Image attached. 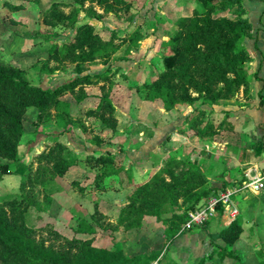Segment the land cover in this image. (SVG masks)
<instances>
[{
	"label": "rangeland",
	"instance_id": "1",
	"mask_svg": "<svg viewBox=\"0 0 264 264\" xmlns=\"http://www.w3.org/2000/svg\"><path fill=\"white\" fill-rule=\"evenodd\" d=\"M54 4H57L58 15L47 17V11ZM129 4V9L107 13L89 0L83 4L75 0H0V63L23 69L31 83L44 89H54L78 76L97 79L99 75L107 73L110 78L107 82L86 85L89 96L81 103H77L71 94L63 97L72 102L74 117L82 115L87 131L77 121L64 129L56 118L37 127V108L28 110L17 161L0 157V166L5 163L10 165V172L0 177V202L20 194L22 179L28 175L31 167L37 166L36 155L58 139L80 158L76 159L78 166L71 168L63 177L56 178L47 190L35 188V200L40 204L30 208L27 225L35 229L38 237L45 239L47 245H60L65 243V239L93 238L96 246L108 249L121 243L128 256L157 252L160 264H261L257 251L264 248V189L252 191L243 188L235 192L231 209L225 208L223 214L217 211L203 226L190 230L182 228L174 237L168 230V224L157 221L153 216L147 217L140 228L115 229L121 208L132 192L147 182L171 156L189 158L199 166L206 157V154L188 147V104L180 103L174 109L166 110L161 100H145L139 93V88L163 69L162 57L169 50L161 47L162 42L169 40L176 29L175 20L188 14V0H129ZM90 7L102 15L99 19L90 20L101 33L109 36L111 30L118 32V52L108 61L91 64L48 63L46 59L50 46L53 43L62 44L73 32L59 15L78 11L82 21L86 19ZM137 29L144 38L136 49L130 36ZM103 83L111 87L117 127H122L116 133L104 128L100 120L85 116L86 111L96 107ZM159 123L171 128V132L160 134L158 138L160 154L150 151L146 153V162L132 160L130 163L128 150L136 148L137 144L149 137L153 133V125ZM175 129L179 135L172 132ZM175 135L178 139L173 140ZM95 137H100L103 143L96 144ZM242 145L247 147L244 143ZM246 147L235 156L243 160ZM257 149L260 150L259 147ZM225 150L230 151L229 148ZM95 153L120 155L117 167L126 169L98 180L95 175L99 168H91L85 161L86 155ZM253 160L260 166L255 167L251 176L264 170V157ZM203 170L217 179L223 176V173L216 171L209 173L207 166ZM87 172L91 174L82 180L87 188L83 194L72 181L82 179ZM249 179L245 173L238 182L230 183L232 186L229 189L242 187ZM210 185L215 187L212 181ZM233 208L238 210L235 215L232 214ZM96 212L101 214L100 222L103 220L104 227H96L93 233L76 231L83 218ZM237 217L242 219L244 231L233 244L214 235ZM217 246L235 251L239 259L228 257L221 261L214 252ZM153 264H158V260Z\"/></svg>",
	"mask_w": 264,
	"mask_h": 264
},
{
	"label": "trees",
	"instance_id": "2",
	"mask_svg": "<svg viewBox=\"0 0 264 264\" xmlns=\"http://www.w3.org/2000/svg\"><path fill=\"white\" fill-rule=\"evenodd\" d=\"M75 1L83 4L85 0ZM89 1L107 13L130 8L129 0ZM56 5L47 11V17L58 15ZM59 16L67 21L73 32L62 44L53 43L50 46L46 59L48 63L91 64L108 61L118 52V32L111 30L108 36L90 22L93 18L102 17L93 7L87 10L86 19L82 21L78 11ZM175 25L169 40L161 45L169 50L162 57L163 69L146 81L139 88V93L145 100H161L166 110H172L180 103L192 106L193 110L186 117L188 131L202 139L212 138L225 128L227 121L224 119L216 124L213 110L203 109V105L213 106L236 100L242 91L246 100H251L250 82L258 78V73L252 71L254 56L245 46L244 39L253 35V25L244 0H188V14L179 16ZM143 38L138 29L130 36L136 49ZM109 80L107 73L97 79L78 76L54 89H44L31 83L23 69L0 63V157L17 161L25 134V115L31 108L38 110L37 127L56 118L64 129L77 121L87 131L82 115L74 117L72 102L63 97L71 94L77 103H81L89 96L86 85ZM101 90L96 107L86 111L85 116L100 120L104 128L116 133L118 119L111 87L103 83ZM95 138L96 144L103 143L100 137ZM257 145L262 146V142ZM121 150L120 153L123 152ZM119 156L95 153L86 155L85 161L91 168H99L95 177L101 180L126 169L117 167L118 160H121ZM77 158H80L78 154L54 139L36 155L37 166L31 167L22 179L20 194L0 202V264H153L157 260L160 264L157 252L128 256L121 243L108 249L96 246L93 238L65 239L63 244L47 245L45 239L38 237L37 231L27 225L30 208L40 204L35 200V188L47 190L56 178L63 177L71 168L78 166ZM9 167L8 163L1 164L0 177L10 172ZM89 172L84 173L82 179L72 181L83 194L87 188L82 180L90 177ZM210 181L196 162L171 156L147 182L132 192L121 208L115 229L140 228L147 217L153 216L157 221L168 224V230L174 237L188 221L191 210L204 206L212 197L232 186L224 182L221 187H212ZM218 212H225L223 204L218 206ZM100 219L98 212L91 214L80 221L76 231L93 233L96 227H104ZM243 231L242 219L237 217L214 235L233 244ZM215 251L221 261L228 257L239 259L235 251L227 248L217 246ZM257 254L260 263L264 264V248H260Z\"/></svg>",
	"mask_w": 264,
	"mask_h": 264
},
{
	"label": "crops",
	"instance_id": "3",
	"mask_svg": "<svg viewBox=\"0 0 264 264\" xmlns=\"http://www.w3.org/2000/svg\"><path fill=\"white\" fill-rule=\"evenodd\" d=\"M244 3L253 25V35L245 38L244 44L254 56V60L251 62L252 71L258 73V78L250 82L251 100L247 101L242 91L236 100L223 101L221 104L213 106L203 105V109L213 110L212 117L216 124H220L224 119L227 121L225 128L212 138L202 139L188 131V147L192 151L206 154V157L204 156L205 158L201 161L202 168L207 166V170L212 174L215 171L218 174L223 173L219 179L207 174L215 187H221L224 182H238L245 173L249 177L255 167L259 168L260 166L253 159L264 157V104L261 105V97L264 99V0H244ZM163 110L166 112L165 109ZM192 110L193 107L188 105V115ZM128 116L131 115L128 114ZM121 128H118L119 131L122 130ZM152 130L153 133L149 137L137 144L139 148L128 150L130 163L132 160L146 162V153L150 151L160 154L158 138L160 134L171 132V128L169 125L159 123L153 125ZM172 132L179 135L176 129ZM176 135L173 140L178 139ZM259 142H262V146L257 145ZM243 143L247 147L242 145ZM245 147L243 160L235 156L236 153H241ZM258 147L260 150L257 149ZM226 148H229L230 151L227 152ZM231 158L232 160H230ZM222 166L226 169L224 167L222 169ZM228 167L231 168L229 171H227ZM244 167L247 169L244 170Z\"/></svg>",
	"mask_w": 264,
	"mask_h": 264
},
{
	"label": "built area",
	"instance_id": "4",
	"mask_svg": "<svg viewBox=\"0 0 264 264\" xmlns=\"http://www.w3.org/2000/svg\"><path fill=\"white\" fill-rule=\"evenodd\" d=\"M249 177V181L242 187H238L234 190L226 189L225 191L220 192L218 196L212 197L204 206L196 210H191L189 212L188 221L184 224L183 229H191L195 226L205 224L210 218L216 215L220 204H223L225 208L231 209L234 193L243 188H248L252 191L264 189V170L258 171L253 176L250 175ZM237 212V209H232L233 215Z\"/></svg>",
	"mask_w": 264,
	"mask_h": 264
}]
</instances>
